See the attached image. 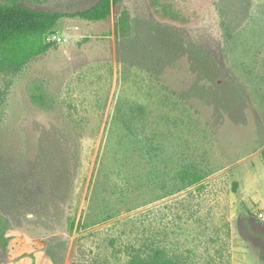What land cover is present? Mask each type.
I'll list each match as a JSON object with an SVG mask.
<instances>
[{"label": "rangeland", "instance_id": "1", "mask_svg": "<svg viewBox=\"0 0 264 264\" xmlns=\"http://www.w3.org/2000/svg\"><path fill=\"white\" fill-rule=\"evenodd\" d=\"M47 40L0 71V264H129L145 246L264 264V0H122Z\"/></svg>", "mask_w": 264, "mask_h": 264}, {"label": "trees", "instance_id": "2", "mask_svg": "<svg viewBox=\"0 0 264 264\" xmlns=\"http://www.w3.org/2000/svg\"><path fill=\"white\" fill-rule=\"evenodd\" d=\"M121 1L98 0L88 8L64 12L33 8L20 0H0V71H20L31 59L48 52L55 42L47 40V36L53 34L61 18L67 16L90 22L107 20L113 6ZM128 27L129 16L124 12L116 28L125 32ZM181 176L190 177V172L185 170ZM201 180L202 176L196 173L190 184ZM148 248H138L131 254L129 264H182L161 246Z\"/></svg>", "mask_w": 264, "mask_h": 264}]
</instances>
